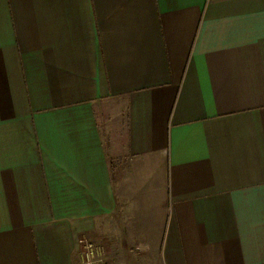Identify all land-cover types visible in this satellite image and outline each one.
I'll return each mask as SVG.
<instances>
[{
  "label": "crops",
  "instance_id": "1",
  "mask_svg": "<svg viewBox=\"0 0 264 264\" xmlns=\"http://www.w3.org/2000/svg\"><path fill=\"white\" fill-rule=\"evenodd\" d=\"M264 264V0H0V264Z\"/></svg>",
  "mask_w": 264,
  "mask_h": 264
},
{
  "label": "built area",
  "instance_id": "2",
  "mask_svg": "<svg viewBox=\"0 0 264 264\" xmlns=\"http://www.w3.org/2000/svg\"><path fill=\"white\" fill-rule=\"evenodd\" d=\"M78 242L81 264H110L105 256V249L100 243L87 236L79 238Z\"/></svg>",
  "mask_w": 264,
  "mask_h": 264
}]
</instances>
